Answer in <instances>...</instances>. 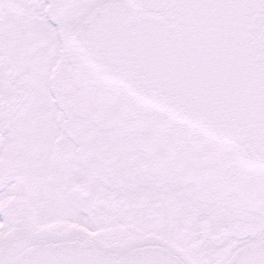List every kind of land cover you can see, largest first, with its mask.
I'll return each mask as SVG.
<instances>
[{"label": "snow or ice", "instance_id": "snow-or-ice-1", "mask_svg": "<svg viewBox=\"0 0 264 264\" xmlns=\"http://www.w3.org/2000/svg\"><path fill=\"white\" fill-rule=\"evenodd\" d=\"M0 264H264V0H0Z\"/></svg>", "mask_w": 264, "mask_h": 264}]
</instances>
